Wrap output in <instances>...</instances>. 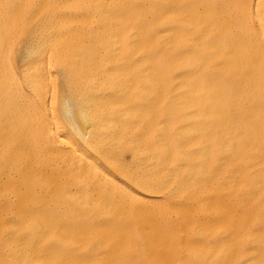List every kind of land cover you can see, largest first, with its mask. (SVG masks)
I'll return each instance as SVG.
<instances>
[{
  "label": "bare ground",
  "instance_id": "bare-ground-1",
  "mask_svg": "<svg viewBox=\"0 0 264 264\" xmlns=\"http://www.w3.org/2000/svg\"><path fill=\"white\" fill-rule=\"evenodd\" d=\"M6 262L264 264V0H0Z\"/></svg>",
  "mask_w": 264,
  "mask_h": 264
},
{
  "label": "rangeland",
  "instance_id": "rangeland-1",
  "mask_svg": "<svg viewBox=\"0 0 264 264\" xmlns=\"http://www.w3.org/2000/svg\"><path fill=\"white\" fill-rule=\"evenodd\" d=\"M22 60L19 58V62H21Z\"/></svg>",
  "mask_w": 264,
  "mask_h": 264
},
{
  "label": "snow or ice",
  "instance_id": "snow-or-ice-1",
  "mask_svg": "<svg viewBox=\"0 0 264 264\" xmlns=\"http://www.w3.org/2000/svg\"><path fill=\"white\" fill-rule=\"evenodd\" d=\"M85 7H87V5ZM6 264H7V262H6Z\"/></svg>",
  "mask_w": 264,
  "mask_h": 264
}]
</instances>
